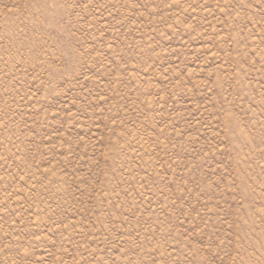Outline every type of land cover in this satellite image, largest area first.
<instances>
[{
	"label": "rangeland",
	"instance_id": "1",
	"mask_svg": "<svg viewBox=\"0 0 264 264\" xmlns=\"http://www.w3.org/2000/svg\"><path fill=\"white\" fill-rule=\"evenodd\" d=\"M0 264H264V0H0Z\"/></svg>",
	"mask_w": 264,
	"mask_h": 264
}]
</instances>
